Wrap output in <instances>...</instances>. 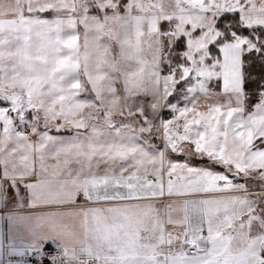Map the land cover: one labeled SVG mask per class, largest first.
Instances as JSON below:
<instances>
[{
  "label": "snow or ice",
  "instance_id": "1",
  "mask_svg": "<svg viewBox=\"0 0 264 264\" xmlns=\"http://www.w3.org/2000/svg\"><path fill=\"white\" fill-rule=\"evenodd\" d=\"M0 264H264V0H0Z\"/></svg>",
  "mask_w": 264,
  "mask_h": 264
}]
</instances>
